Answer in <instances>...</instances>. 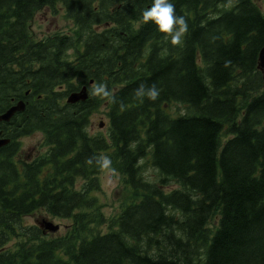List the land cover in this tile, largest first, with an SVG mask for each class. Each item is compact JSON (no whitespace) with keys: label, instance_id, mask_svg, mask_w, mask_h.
<instances>
[{"label":"trees","instance_id":"16d2710c","mask_svg":"<svg viewBox=\"0 0 264 264\" xmlns=\"http://www.w3.org/2000/svg\"><path fill=\"white\" fill-rule=\"evenodd\" d=\"M170 2L188 23L179 46L143 23L152 0H0V112L25 101L0 122L10 139L0 146V264H264V0ZM57 4L77 39L32 38L34 13ZM105 22L113 28L95 30ZM90 80L116 98L95 134L96 97L64 101ZM140 84L159 98L135 97ZM36 130L48 152L20 166L17 138ZM98 155L128 193L109 218L99 168L86 163ZM40 209L70 218L71 230L52 237L23 223Z\"/></svg>","mask_w":264,"mask_h":264},{"label":"rangeland","instance_id":"374dc122","mask_svg":"<svg viewBox=\"0 0 264 264\" xmlns=\"http://www.w3.org/2000/svg\"><path fill=\"white\" fill-rule=\"evenodd\" d=\"M140 22L136 23V26ZM75 22L73 20L65 17V9L61 4H57L56 7H44L34 13L29 22V28L32 38L35 40L45 39L55 35H68L72 36L75 40L76 29ZM76 51L71 48L66 51L65 60L71 61L75 58ZM74 83H77L76 81ZM66 90V86H63ZM173 110H177L172 107ZM182 111V109H181ZM99 120H106L103 110L94 112L91 116V129L94 131L99 130L98 122ZM20 149L15 157L18 165L21 166V161H32L35 160L37 156L41 155L42 152H48L49 145L46 143V134L41 130H36L35 132L27 135H23L19 138ZM154 169L152 167L146 166L145 173L152 175ZM116 186L114 188L107 187L105 184V174L99 172V181L101 185V190L97 191L101 203L104 205L103 210L106 214H113L119 207V203L125 200L128 193L125 191L124 184L121 182L119 174L113 177ZM41 216L52 217L47 214L46 211L38 210L35 213L25 216L23 223L27 225H36V220H39ZM54 223L59 225L58 231H49L48 236H58L63 234L65 231L71 230V220L67 218H53ZM16 233V231H15ZM12 237V236H11ZM15 239L11 238L6 247L10 248L14 245Z\"/></svg>","mask_w":264,"mask_h":264},{"label":"clouds","instance_id":"9594fccd","mask_svg":"<svg viewBox=\"0 0 264 264\" xmlns=\"http://www.w3.org/2000/svg\"><path fill=\"white\" fill-rule=\"evenodd\" d=\"M143 23L151 22L160 33L169 38L171 45L179 46L183 42V38L188 31V23L184 16L176 14L175 5L170 0H152L151 6L144 9L142 14ZM230 62H225V67ZM93 97L102 98L112 104L116 103L115 93L110 90L105 83H95L91 86ZM160 89L155 84L146 86L140 84L134 91V96L143 101L148 99L156 101L159 98ZM89 165L95 164L105 174V184L107 187L114 188L116 186L113 177L116 170L112 166V160L108 155H98L89 157L86 160Z\"/></svg>","mask_w":264,"mask_h":264},{"label":"water","instance_id":"95a60500","mask_svg":"<svg viewBox=\"0 0 264 264\" xmlns=\"http://www.w3.org/2000/svg\"><path fill=\"white\" fill-rule=\"evenodd\" d=\"M257 67L261 70L264 71V45L260 48L259 52H258V56H257ZM84 89L82 91H80L79 93H72L69 98L68 101L74 102L77 101L79 99H84L85 94H84ZM24 108V102L23 101H18L15 105L9 107L5 112L0 114V120H9L10 117L14 114V112L16 111H21ZM6 140H1L0 139V144L4 143ZM45 227L50 229V230H55L57 229L58 225H54L52 222L47 221L44 223Z\"/></svg>","mask_w":264,"mask_h":264}]
</instances>
